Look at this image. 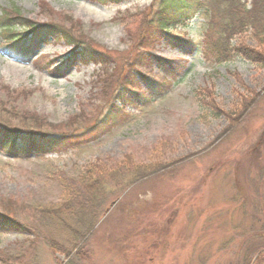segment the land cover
Masks as SVG:
<instances>
[{
    "label": "rangeland",
    "instance_id": "rangeland-1",
    "mask_svg": "<svg viewBox=\"0 0 264 264\" xmlns=\"http://www.w3.org/2000/svg\"><path fill=\"white\" fill-rule=\"evenodd\" d=\"M160 1L0 0V20L19 14L44 35L26 56L0 51V126L79 133L109 111L130 114L114 116L110 131L76 147L19 157L0 151V208L58 200V170L76 175L96 160L148 156L169 166L102 196L107 209L86 235L82 264H254L264 246V69L241 55L204 57L201 10L160 41L146 38ZM3 34L0 28V45ZM231 43L264 53L251 30ZM78 45L99 57L78 61L71 55ZM141 52L153 57L152 68L132 65ZM70 58L75 63L60 66ZM163 59L186 60L170 90L145 104L132 105L129 97L121 108L115 94L126 72L141 73L143 92L142 76L161 78ZM32 238L0 231V251L16 255L32 243L39 264H57Z\"/></svg>",
    "mask_w": 264,
    "mask_h": 264
},
{
    "label": "trees",
    "instance_id": "trees-1",
    "mask_svg": "<svg viewBox=\"0 0 264 264\" xmlns=\"http://www.w3.org/2000/svg\"><path fill=\"white\" fill-rule=\"evenodd\" d=\"M94 1L106 3L117 0ZM199 10L207 19V23L203 25V35L207 42L203 49L204 57L213 55L219 62L228 57L241 55L259 61L258 64L264 69V53L259 54L254 49L231 43L236 35L245 30H251L257 44L264 48V0H161L150 19L152 32L146 38L155 42L160 41V38L167 35L171 28H184ZM0 24L5 37V42L0 45V51L5 54L14 56L31 54L33 52L31 45L34 42L38 43L44 37L40 33L42 28H38L36 22L25 19L19 14L14 16L5 14ZM16 27H21L25 31H16L14 30ZM64 30L63 36L69 38L68 41L73 45H77L69 36L71 32ZM95 54L82 45L74 46L71 52V55H76L81 62L95 59L93 57ZM98 54L100 53L96 54L97 57H99ZM151 59L153 57L149 60L141 52L133 57L131 63L132 65L142 63L152 68ZM162 61L165 66L160 64V67L164 68L161 78L150 79L145 75L142 76L146 87L143 92L140 91L142 84L137 79L141 73L126 72L125 83L119 85L115 94L121 108L130 100L132 105L150 103L170 90L174 81L183 74L186 60L182 63L174 60L163 59ZM73 62L72 58L66 59L60 66L66 67ZM53 71L59 75L61 73V69L56 67ZM118 109L115 115L109 111L99 123L79 133L54 134L43 131L41 128H34L38 131L32 132L0 126V151H5L13 157L43 155L60 148L88 143L114 127V116L122 119L121 116L125 115L127 118L130 115L128 112L123 114L122 110ZM167 166L169 165L160 161L149 162L148 156L139 159L128 154L118 161L106 159L90 162L76 175L58 170L56 171L58 172L57 183H55L60 192L58 200L47 204L37 203L35 208H0V231L27 232L33 236V242L38 241L45 246L57 264H82V260L87 256L86 235L93 231L107 209L104 208L107 199L102 196L111 189V186H114L116 190L123 189L134 185L139 180L160 173ZM19 212H24L26 216L19 218L17 214ZM261 234L262 232H259L260 236ZM32 245L30 243L29 248L11 256L0 251V264H39L38 259L41 254L36 248L38 246L32 247ZM256 250L254 264H264V246ZM58 256H62L64 262H60Z\"/></svg>",
    "mask_w": 264,
    "mask_h": 264
},
{
    "label": "water",
    "instance_id": "water-1",
    "mask_svg": "<svg viewBox=\"0 0 264 264\" xmlns=\"http://www.w3.org/2000/svg\"><path fill=\"white\" fill-rule=\"evenodd\" d=\"M113 204H114V202H113Z\"/></svg>",
    "mask_w": 264,
    "mask_h": 264
}]
</instances>
